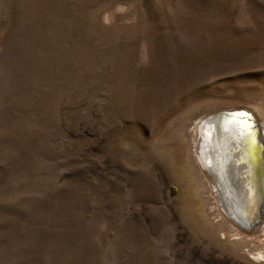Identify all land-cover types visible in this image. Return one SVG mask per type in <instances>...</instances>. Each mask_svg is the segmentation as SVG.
Listing matches in <instances>:
<instances>
[{"label": "rangeland", "instance_id": "1", "mask_svg": "<svg viewBox=\"0 0 264 264\" xmlns=\"http://www.w3.org/2000/svg\"><path fill=\"white\" fill-rule=\"evenodd\" d=\"M264 127V0H0V264H264L201 121Z\"/></svg>", "mask_w": 264, "mask_h": 264}, {"label": "water", "instance_id": "2", "mask_svg": "<svg viewBox=\"0 0 264 264\" xmlns=\"http://www.w3.org/2000/svg\"><path fill=\"white\" fill-rule=\"evenodd\" d=\"M201 151L222 210L251 232L264 220V142L251 110H221L201 121ZM219 193V195H218Z\"/></svg>", "mask_w": 264, "mask_h": 264}, {"label": "bare ground", "instance_id": "3", "mask_svg": "<svg viewBox=\"0 0 264 264\" xmlns=\"http://www.w3.org/2000/svg\"><path fill=\"white\" fill-rule=\"evenodd\" d=\"M260 131H261L262 141L264 142V127L262 128V125L260 126ZM199 134H200L199 147L197 148V151H198L200 161L202 162V165L204 167V166H206V163H205L206 158L202 155L203 153L201 151V144H200L201 143V136H202V125H201V123H200V127H199ZM218 195H219V193H218Z\"/></svg>", "mask_w": 264, "mask_h": 264}]
</instances>
